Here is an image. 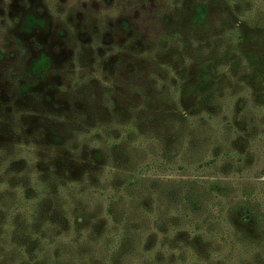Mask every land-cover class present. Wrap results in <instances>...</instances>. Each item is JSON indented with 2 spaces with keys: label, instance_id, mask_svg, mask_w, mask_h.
Segmentation results:
<instances>
[{
  "label": "rangeland",
  "instance_id": "rangeland-1",
  "mask_svg": "<svg viewBox=\"0 0 264 264\" xmlns=\"http://www.w3.org/2000/svg\"><path fill=\"white\" fill-rule=\"evenodd\" d=\"M165 2L0 0V264H264V0Z\"/></svg>",
  "mask_w": 264,
  "mask_h": 264
},
{
  "label": "flooded vegetation",
  "instance_id": "flooded-vegetation-1",
  "mask_svg": "<svg viewBox=\"0 0 264 264\" xmlns=\"http://www.w3.org/2000/svg\"><path fill=\"white\" fill-rule=\"evenodd\" d=\"M135 1V0H134ZM150 3V2H149ZM165 4H166V6H168L170 3H168L167 2V0H166V2H165ZM165 6V7H166ZM153 9V8H152ZM154 10V9H153ZM153 10H152V13H154L153 14V18H154V22H156L158 25H155V26H157L156 28H154V30H153V32L152 33H149V32H146L145 31V34H142V33H139L138 34V38L140 39H138V43H139V45H138V43H136V42H134L133 43V45H135L137 48H135L137 51H139V52H143V53H145V51L146 50H148V51H151V50H153L154 48H157V50H159L161 47H162V45L163 44H165V43H171V39L174 37V35L175 34H173L172 33V35L170 34H165V35H163V33L165 32V31H163L161 28H162V26H163V28H164V25H166V24H164L165 23V21H166V19H165V17H162V14L160 13V12H163L162 10L160 11V10H158V9H155L156 11L155 12H153ZM204 10V12H206L207 11V9H203ZM124 12L126 13V10H124ZM117 14H121L120 12H117ZM115 16V15H114ZM117 16V15H116ZM121 16H123V15H120L119 17H121ZM119 17L117 18L118 19V24L119 25H121V23L119 22ZM121 22H123V19H121L120 20ZM166 28V27H165ZM115 31H117V29H115ZM145 40H144V39ZM143 39V40H142ZM142 40V41H141ZM140 42H142V44L144 45V47H143V50L142 51H140ZM187 48L189 49V50H192V47H190V44L188 43V45H187ZM156 50V51H157ZM178 52H179V50H178ZM132 64H135L134 62L132 63ZM214 64V63H213ZM213 69H215V68H213ZM213 69H210V71L207 69V71L208 72H211V70H213ZM82 74V73H81ZM81 77V76H80ZM76 79H79V78H76ZM30 88H31V86L27 83V84H25L24 85V87H23V90H22V92L23 93H26V92H28L29 90H30Z\"/></svg>",
  "mask_w": 264,
  "mask_h": 264
}]
</instances>
